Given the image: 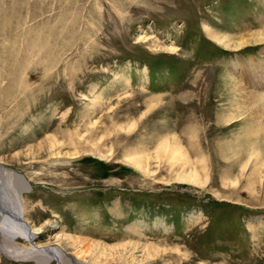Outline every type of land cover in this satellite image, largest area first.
Masks as SVG:
<instances>
[{
  "label": "rangeland",
  "instance_id": "374dc122",
  "mask_svg": "<svg viewBox=\"0 0 264 264\" xmlns=\"http://www.w3.org/2000/svg\"><path fill=\"white\" fill-rule=\"evenodd\" d=\"M261 36L264 0H0V162L28 178L27 217L50 223L41 241L63 228L123 245L111 264L144 250L152 264H264L262 161L255 174L241 153L234 186L222 156L199 184L130 161L173 133L187 150L188 114L197 141L204 129L233 140L216 152L261 143L246 127L264 125V83L243 76L262 75ZM0 264L33 263L0 252Z\"/></svg>",
  "mask_w": 264,
  "mask_h": 264
},
{
  "label": "bare ground",
  "instance_id": "6f19581e",
  "mask_svg": "<svg viewBox=\"0 0 264 264\" xmlns=\"http://www.w3.org/2000/svg\"><path fill=\"white\" fill-rule=\"evenodd\" d=\"M210 35L214 41L217 43H222V39L217 35L216 31H211ZM261 37L264 41V36ZM172 49L174 50L175 47ZM261 53H264L263 50H261ZM256 63L257 62L254 58L249 59L248 64L251 66H249L250 68H252V66H254ZM260 74L261 71L256 72L255 70L252 72L248 71L243 76L248 78L251 77L252 80L256 79L257 85H260L264 83V70L262 75ZM197 77L198 76L196 75L195 79H197ZM235 84L239 85L238 82L234 83L233 81V87ZM241 87L242 86L240 84L238 88ZM257 98H263V95L260 93V95H257ZM191 115L188 114L187 117V120L189 121L188 127L183 129L184 133L190 134L186 141V144L189 146L187 150H184L181 140L175 133L168 134L161 139V135L159 136L157 134L155 135L157 137L156 140L160 139V141L157 143V147L154 150V155L149 152V148H146L145 150L143 148L142 150L137 148L135 150V153L130 158V161H132L135 167L141 171H146L148 165H150L149 159H155L158 162L165 161V165L173 169H178L176 172L177 175L174 177L175 180H187L198 184L201 183L200 176L201 174L205 173V169H207L206 166L209 167L210 163L213 165V162L219 161L216 156H222L223 158L230 159V164L221 170L222 180H233V169L235 168V163L241 162L240 154L243 152V157L247 158V161L242 166L243 168H245L248 163L253 160L255 164V174H258L259 172V168L257 167L260 165L259 162L262 161V165L264 167V125L257 128L248 126L246 127V133H248L246 136L256 134L263 136L261 143L257 144V142L254 141V143L251 144H240V146L235 147L233 150L224 152L228 146L233 147V140L224 139L219 132L215 133L213 129L210 131L208 129H204L203 131H200L201 133L199 132L197 141L196 130H194L191 126V123L194 121L192 118L193 116L191 117ZM237 117L238 115L232 116V118L229 119V122ZM217 120L218 128L223 129L224 126L220 125L221 119L217 117ZM195 125L197 126V124ZM200 138L205 139L206 142L202 143ZM151 142L152 141H150V143ZM209 144H213L217 148L218 146H222L225 149H220V151L216 152ZM190 152L193 155V159L191 158V155L189 156L187 154ZM29 157L30 156H25L24 160L28 159ZM34 159L35 158H33V160ZM6 171L7 169L5 165L0 162V252L4 258L6 257L7 259L11 260L24 258L33 264L112 263V261L109 260V255L112 253H108L107 251H113L117 248L120 249V247H123V245H117L111 247V249L105 244L94 242L92 239H88L86 237L80 238V235L78 234H67L63 228L60 235H54L52 240L48 238L47 242H42L40 237H42L41 235L47 229L49 222L37 226L27 217L29 204L26 201L28 197L26 194L31 187L28 178L24 176L22 178L18 176L17 178L10 175L7 176ZM212 173L215 175L214 168H212ZM235 181L236 179L231 182L232 186H234ZM253 181L254 180L251 179L249 184H252ZM34 206L42 207L43 205L35 204ZM131 228L132 227H128L129 230H131ZM54 229L59 231L58 227H55ZM133 229H135V225ZM134 232L136 231H133V233ZM18 241L21 242V246L19 247L16 244ZM143 256L144 257L136 258L131 254V256L127 257L129 260L128 262H125L126 259H123L120 264H152L148 263L151 258L149 252L144 250Z\"/></svg>",
  "mask_w": 264,
  "mask_h": 264
}]
</instances>
